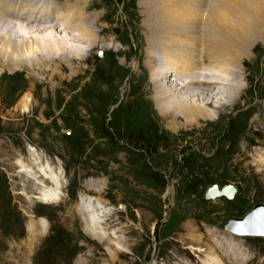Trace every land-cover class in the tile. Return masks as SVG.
I'll list each match as a JSON object with an SVG mask.
<instances>
[{"label":"rangeland","instance_id":"1","mask_svg":"<svg viewBox=\"0 0 264 264\" xmlns=\"http://www.w3.org/2000/svg\"><path fill=\"white\" fill-rule=\"evenodd\" d=\"M53 1L62 5H77L86 11L99 33L100 46L96 49H89V43L83 46L89 50L90 58L79 64L73 61L72 69L62 66V70H57L50 63V68L45 70H9L8 65L1 64L0 60V67H3L0 72V167L9 172L0 170V196L8 194L9 187L10 202L18 210L13 219L15 223H18L23 208L30 214V217L22 215L24 224L29 223L31 216L34 220L45 218L51 223L50 232L43 237L37 236L40 241L33 247L30 245L34 241L32 234L28 236L26 230L17 232L14 228L10 231L7 226L0 230V264H36L34 257L40 249L46 254L41 264H73L75 253L72 257L69 253L71 249V252L74 249L79 254L76 264H178L179 259L184 257L183 252L192 255L194 264H205L206 255L212 248H215L216 256L227 253L228 264L235 261L264 264V238H238L236 241L241 245L235 244V250L223 240L229 239L225 227L231 217L242 215L251 206L264 205V185L254 177L256 168L251 166L249 158L251 153L256 155L257 149L256 146L250 149L248 146L264 137L260 133L263 126L258 123L259 116L264 113V42H261L264 38V18L259 19L263 27L254 32L260 42L253 49L252 57L245 60L242 73L247 94L238 104L221 109L223 111L218 119L201 121L198 128L185 127L174 133L153 102V85L149 82L145 64L149 36L146 23H153L149 20L151 15L146 12V6L155 0ZM233 1L227 0L226 3ZM174 2L182 4L187 0ZM208 4L209 7L212 5L211 10L220 5L217 0H209ZM243 16L249 15L243 13ZM204 19L200 26L206 30L207 21ZM72 36L79 39L78 34ZM75 45L80 47V43ZM211 55L212 52L207 51V64L215 57ZM160 65L157 69L161 68ZM52 68L57 72L55 75ZM23 70L27 79L21 74ZM172 79L168 76L163 83L172 86V83H167L169 80L173 82ZM179 85L181 87V83ZM29 93L33 96L28 105L31 111L24 112L21 103ZM223 96L224 90L214 93L212 101L204 102L217 103ZM188 98L195 103V98L193 101L188 94L178 96L180 101ZM60 109L62 114L58 117L66 121L61 128L72 133L69 137L60 136L65 134L62 129L45 128L52 123L46 124L48 120L44 115L56 118ZM13 140L18 143H13ZM25 141L63 159L69 182L65 197L66 201L70 199L68 203L64 201L42 208L36 199L21 197L19 193L24 188L23 183L27 192H34L31 179L26 174L25 178L18 175L19 169L13 165L19 157H29V153L23 156L17 152L20 148L25 149ZM173 142L178 146L166 151L165 147ZM242 146H248L250 150L243 156ZM31 148L41 154L29 146V150ZM75 151L81 153L80 156ZM103 172L108 173L107 176L102 175ZM90 178L103 181L102 189L98 182L87 183L89 190L97 191L92 194L98 198L81 194L99 199L106 206L122 205L125 210L124 213L114 214L107 222L108 227H118L122 235L116 229H108L105 224L109 232L115 230L121 236L122 244L130 250L122 252L117 249L116 252L112 247L115 259L106 245L84 232L78 218L76 222L69 219L72 217L69 205L75 202L77 190L82 189L81 186ZM210 180L223 184L235 181L242 184V189L232 202L226 199L207 201L202 194L196 196L197 187ZM167 187H172L173 192L171 190L164 196L162 191ZM63 195L64 188L62 198ZM32 196L36 197L34 193ZM213 238H217L222 249ZM52 239L56 246L54 253L48 251ZM68 243L72 248H68ZM185 246L200 247L207 253L194 257L190 251L182 249ZM238 247L242 248V253L235 254ZM187 263L192 264L191 261Z\"/></svg>","mask_w":264,"mask_h":264},{"label":"bare ground","instance_id":"2","mask_svg":"<svg viewBox=\"0 0 264 264\" xmlns=\"http://www.w3.org/2000/svg\"><path fill=\"white\" fill-rule=\"evenodd\" d=\"M226 1L217 0L220 5L217 4L219 7L212 10L210 8L212 5L209 7L208 4L209 0H187L182 4L174 0H155L153 4H147L149 7L146 6V12L151 15L149 20L153 22L146 23L149 36L145 62L149 72V82L153 85V102L160 116L167 121L168 127L174 133L185 127L198 128L201 126V121L218 119L223 111L221 109L238 104L248 92V88H245L243 84L242 73L245 70V60L252 57L253 49L260 42L255 33L258 27H263L264 22L262 23L261 20L260 23L259 19L264 18V0H234L231 4ZM234 8L239 10L235 12ZM243 13L249 16L244 17ZM236 14H239V17H236ZM203 19L207 21L204 26L206 30L200 26ZM233 19L238 21L235 22ZM72 34H78L79 39ZM261 42H264V38ZM77 43H80V47H76ZM88 43L91 46L89 49L99 47V33L95 25L91 23L87 12L79 9L77 5L68 3L62 5L53 0H0V60L2 61L0 63L8 65L9 70L21 68H27L30 71L45 70L50 68L48 66L50 63L54 64L57 70H62L64 66L72 69L73 61L79 64L88 59L89 50L83 48ZM207 51L215 56L211 55L213 60L209 64L205 57ZM158 64L162 65L159 69H157ZM52 70L55 69L52 68ZM2 71L3 67H0V72ZM214 71L217 74H214ZM56 73L55 70L53 74ZM168 76L170 80L173 78V82L170 80L167 82L172 83V86L163 83V79H167ZM178 83H181V87ZM222 90L225 96L219 97L221 101L204 102L212 101L214 93L219 94ZM187 94L193 98V101L195 98V103H191L192 99L189 98L186 101L178 100V96ZM32 97L29 93L23 98L21 109L24 112L31 111L28 105L32 102ZM262 111L264 112V108ZM259 117L258 123L263 126L260 133L264 135V113ZM248 146L249 149L256 146V155L249 154L251 160L249 163L256 168L254 177L259 179L261 185H264V137L254 142L252 146L250 144ZM247 148H242L241 156L250 152ZM28 153V158L19 157L13 165L19 169L18 175L25 178L24 174H26L25 176L31 179L29 181L33 183L34 192H27L23 183L24 188L19 194L24 195L28 200L36 199L37 202L46 205L62 202L65 181H63L62 170L57 168L55 170L52 162L37 153L35 149L31 148ZM32 161L35 163H30ZM251 166L248 167L247 172ZM47 178L54 180L55 183L61 179L62 189L56 184H49L46 181ZM33 193L38 198H34ZM93 201L99 202V207L92 206ZM255 210L256 213L250 216ZM76 211L82 221L84 232L106 245L113 259L116 258L113 255L115 253L111 251L113 248L116 252H118L117 249L130 252L122 244V238L115 230L109 232L106 229L104 223L111 215L112 209L101 200L81 194L76 204ZM251 213L247 214L250 221L246 222L247 225H234L243 231L248 230V225L251 228L260 225V218L264 215V205H260L259 209L254 208ZM41 220L45 219H40L39 225L42 224L43 229H47L46 220L45 222ZM31 223L29 231L34 234L38 225ZM213 240L222 249L217 238ZM224 243L235 250L233 247L235 244L232 241L225 240ZM190 249L207 253L200 247L191 246ZM214 249H210L207 253L204 263L224 264L216 256ZM239 252L242 253L241 247L237 248L235 254Z\"/></svg>","mask_w":264,"mask_h":264},{"label":"water","instance_id":"3","mask_svg":"<svg viewBox=\"0 0 264 264\" xmlns=\"http://www.w3.org/2000/svg\"><path fill=\"white\" fill-rule=\"evenodd\" d=\"M234 189H236V187ZM253 214L254 213H252L251 215H253ZM248 219H249V216L246 217L245 221L247 222ZM261 219H262V221L264 220V215ZM236 226L237 225L229 224L227 227L233 229L234 231L241 232V233L244 232V233H251V234H264V224H262V222H260V225H257L256 227L253 226L252 228L250 227V228H248V230L246 229L244 231L241 230L239 227H236Z\"/></svg>","mask_w":264,"mask_h":264}]
</instances>
